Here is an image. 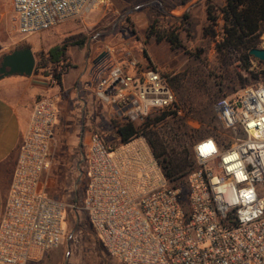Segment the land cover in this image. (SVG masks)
<instances>
[{
	"label": "built area",
	"instance_id": "built-area-1",
	"mask_svg": "<svg viewBox=\"0 0 264 264\" xmlns=\"http://www.w3.org/2000/svg\"><path fill=\"white\" fill-rule=\"evenodd\" d=\"M109 1L10 0L23 36L54 30ZM110 75L97 83L96 96L127 121L177 102L170 77L156 67L141 70L133 60ZM60 102V93L44 97L32 111L0 221V264H30L74 238L69 206L46 185ZM214 112L222 131L194 144L186 193L169 185L151 152L145 160L133 143L113 150L100 133L90 134L83 209L110 258L121 264H264V85L222 97Z\"/></svg>",
	"mask_w": 264,
	"mask_h": 264
},
{
	"label": "rangeland",
	"instance_id": "rangeland-1",
	"mask_svg": "<svg viewBox=\"0 0 264 264\" xmlns=\"http://www.w3.org/2000/svg\"><path fill=\"white\" fill-rule=\"evenodd\" d=\"M202 1L207 0H110L108 4L54 30L23 36L18 31L10 0H0V63L5 55L14 50L32 48L36 68L29 78L56 85L51 84L50 77H47L49 69L38 68L40 53H47L69 37L86 39L85 48L71 50L69 63L72 68L65 81L68 85L72 80L73 88L64 93L59 91L61 103L52 147L53 163L46 178L48 194L69 206L67 228L74 233V238L58 249L41 254L37 261L30 264H107L101 256L102 251L97 244L99 237L92 225L78 228L77 211L82 221L89 220V217L83 204L77 206L73 202L84 175L83 156L90 134L100 133L113 150L122 146L118 144L112 123L115 112L96 96L97 84L94 85L91 79L93 69L107 56L112 59L113 64L128 65L130 61L136 60L144 67L154 66L170 77L176 103L183 109L180 119L184 120L168 119L158 125L155 129L161 136L168 137L171 128L180 131L178 127L181 125L182 131L188 132V137L197 141L208 135L221 133L214 105L222 97L239 93L244 88L242 77L247 75L237 66L236 59L227 65H221L215 44L203 37L207 21L191 11ZM211 1L217 7L225 3L224 0ZM163 5L165 10L162 9ZM186 13L190 14L191 19L188 30L181 34L184 49L174 51L166 42L157 43L155 39H147L150 26L170 28L177 23L173 17L180 18ZM97 34L100 37L95 39ZM261 39L260 49H264V34ZM107 47L114 49L113 55L108 54ZM143 50L147 51L151 59L154 58V64L145 61ZM251 71L261 74L264 65L254 62ZM250 79L249 86L263 83L262 80ZM88 82L93 83L92 90L85 86ZM137 122L140 125L143 119ZM131 143L133 147L147 145L150 150L143 137ZM113 156L116 157L115 152ZM153 173L147 171L149 177ZM103 252L111 264H121L110 258L104 247Z\"/></svg>",
	"mask_w": 264,
	"mask_h": 264
},
{
	"label": "trees",
	"instance_id": "trees-1",
	"mask_svg": "<svg viewBox=\"0 0 264 264\" xmlns=\"http://www.w3.org/2000/svg\"><path fill=\"white\" fill-rule=\"evenodd\" d=\"M198 5L200 3L196 6ZM205 5L207 23L203 28V37L215 44V51L221 65H227L233 59H236L237 66L247 75V77H242L244 88L250 85V77L255 80H262L263 83L259 85H264V71L261 74H255L251 71L254 62L264 64L250 54L252 50L259 49L262 43L264 0H225L224 5L221 7H217L211 0H207ZM162 9H166L164 5ZM173 19L176 20V25L167 29L156 28L154 25L150 26L146 35L147 39H155L157 43L166 42L174 51L184 49L181 34L183 31L188 30L191 16L186 13L180 18L173 17ZM85 46V38L69 37L61 44L52 47L47 53H40L38 68L49 69L47 77L52 78L53 82L51 84H56L62 88L63 76L72 68L71 63H69V50L71 48L83 49ZM143 56L147 63H151L146 50H143ZM114 66L112 59L107 56L101 64L93 69L92 82L97 84L100 79H105L106 76L110 75ZM150 68L155 67L145 66L144 70ZM182 110L181 106L175 103L170 108L152 111L147 117L143 118V123L140 125L137 121H127L117 114L114 115L112 123L116 130L119 145H127L143 137L149 145L164 179L172 188L181 189L183 193H186V179L195 168L193 146L197 140L190 139L188 132L182 131V125L178 127L180 131L171 128L168 137L161 136L155 129L158 125L167 122L168 119L184 120L180 119ZM217 135V133H214L208 136L216 137ZM85 166L84 175L78 184L79 192L75 195L73 201L77 206L83 204L85 199L87 186ZM77 214L79 215L78 228L83 229V225L91 226L90 220H87L88 223L82 221L78 211ZM88 230L91 231V234H94L91 229ZM97 244L102 251L101 256L104 262L111 264L104 255L103 244L100 239Z\"/></svg>",
	"mask_w": 264,
	"mask_h": 264
},
{
	"label": "crops",
	"instance_id": "crops-1",
	"mask_svg": "<svg viewBox=\"0 0 264 264\" xmlns=\"http://www.w3.org/2000/svg\"><path fill=\"white\" fill-rule=\"evenodd\" d=\"M191 11L195 15L203 16L207 21L204 1L192 8ZM72 49L69 50V55L72 54ZM150 60L154 64V58L151 59L150 57ZM115 65H119V63ZM120 65L126 66L123 63H120ZM144 68L140 63V69L143 70ZM70 70L63 76L62 88L58 85H49L45 81L26 77H13L9 79L11 81L6 80V78L0 81V221L8 200L20 148L35 104L41 97L52 96L59 93V91L60 93L71 91L73 88L72 80L68 85H66L65 81L66 75L70 73ZM92 85V82L85 84L90 90L93 88ZM137 148L139 149L138 157L145 158L148 156L150 150L147 145H140ZM146 159L148 160V158Z\"/></svg>",
	"mask_w": 264,
	"mask_h": 264
},
{
	"label": "water",
	"instance_id": "water-1",
	"mask_svg": "<svg viewBox=\"0 0 264 264\" xmlns=\"http://www.w3.org/2000/svg\"><path fill=\"white\" fill-rule=\"evenodd\" d=\"M250 54L264 64V49H254ZM35 68L36 57L32 48L25 47L14 50L2 58L0 63V81L9 77L29 78L34 74Z\"/></svg>",
	"mask_w": 264,
	"mask_h": 264
},
{
	"label": "flooded vegetation",
	"instance_id": "flooded-vegetation-1",
	"mask_svg": "<svg viewBox=\"0 0 264 264\" xmlns=\"http://www.w3.org/2000/svg\"><path fill=\"white\" fill-rule=\"evenodd\" d=\"M25 48V47H24Z\"/></svg>",
	"mask_w": 264,
	"mask_h": 264
},
{
	"label": "snow or ice",
	"instance_id": "snow-or-ice-1",
	"mask_svg": "<svg viewBox=\"0 0 264 264\" xmlns=\"http://www.w3.org/2000/svg\"><path fill=\"white\" fill-rule=\"evenodd\" d=\"M210 147V146H209Z\"/></svg>",
	"mask_w": 264,
	"mask_h": 264
}]
</instances>
